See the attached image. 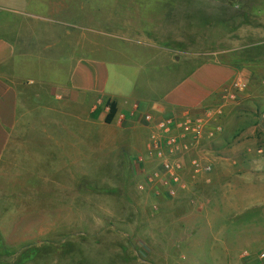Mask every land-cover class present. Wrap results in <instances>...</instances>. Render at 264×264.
<instances>
[{
    "label": "rangeland",
    "instance_id": "1",
    "mask_svg": "<svg viewBox=\"0 0 264 264\" xmlns=\"http://www.w3.org/2000/svg\"><path fill=\"white\" fill-rule=\"evenodd\" d=\"M185 1L174 4L171 15L167 16L169 11L154 0H86L87 26L78 29L87 37L88 50L82 54L105 61L110 88L123 86V94L128 96L133 93L136 79H140L141 86H152L150 91H145L151 94L153 85L162 90L203 63L229 62L233 56L251 55L246 50L259 48L255 45L264 40V0ZM192 4V10L197 8L211 23L200 26L189 18ZM119 31L128 33L125 34L128 38L144 40L150 49L141 50L138 45L124 43L122 35L117 37ZM165 42L170 46L164 47ZM141 58L149 60L148 66L138 71L140 65L132 64L141 63ZM252 68L260 75L254 81L258 94L253 102L241 98L233 105L256 108L260 110V118L264 113V66L253 64ZM144 112L141 107V115L133 124L142 134L140 128L147 124L142 119ZM236 122L231 119L230 127H226L231 130V136L238 132L237 127L232 128ZM126 123L115 121L104 125V138L119 136L118 152L115 146L104 144L101 155L98 151L97 156H88L82 164L86 166L87 178H72L66 171L56 178L50 173L46 176L49 169L46 166V170L36 173L40 175L37 178L6 180L7 187L5 180H0L5 194L0 209L7 210L0 212V223H14L17 216L20 220L22 216L33 215L40 234L50 231L29 246L45 252L32 264H264V205L243 212L232 223L226 220V238H222L223 227L207 226L209 216L205 212L197 209L182 216L180 207L174 206L170 198L139 191L138 185L145 178L135 160L146 149L130 138ZM32 135L35 140L48 139L43 131ZM231 143L234 149L227 151L226 156L241 148L236 145L239 143L236 136L226 145ZM249 143L252 151L248 153L261 155L258 150L264 149V138ZM229 148L232 147L226 149ZM26 185L35 188H31V196H23L30 198L25 202L19 195L10 194ZM45 188L50 192L44 193ZM16 199L22 201L20 206L29 208L20 212ZM182 220L198 225L192 242L174 241L183 236V229L178 227ZM26 249L22 247L19 251Z\"/></svg>",
    "mask_w": 264,
    "mask_h": 264
},
{
    "label": "crops",
    "instance_id": "2",
    "mask_svg": "<svg viewBox=\"0 0 264 264\" xmlns=\"http://www.w3.org/2000/svg\"><path fill=\"white\" fill-rule=\"evenodd\" d=\"M86 10V0H0V180H5L7 187L6 180L37 178L40 175L36 173L46 170V166L49 168L46 176L50 173L56 178L66 171L72 178H87L86 166H82L87 157L97 156L98 151L101 155L104 144L115 146L118 152L121 141L119 136L104 138V125H109L105 123L107 101L117 103L114 122L137 102L156 118L204 116L209 110L222 107L223 112L216 121L223 131L208 142L205 151L194 150L189 154L202 156L212 165V172L194 179L187 170L185 178L189 188L170 200L180 207L182 216L193 214L197 209L205 212L210 219L206 220L207 226H222V238H226V220L232 223L243 212L264 205V149L258 150L261 155L248 153L252 151L249 142L257 143L264 138V113L259 118L258 109L233 105L241 98L244 102H253L258 94L254 81L260 75L231 63L209 62L177 77L162 90L153 85L151 94L145 91H150L152 86H141L140 79H136L132 95L125 96L123 86L110 88L105 61L82 54L88 50L87 37L78 29L87 26ZM125 34L128 33L119 31L117 37L122 35L124 43L138 45L141 50L150 49L144 40L128 38ZM262 43L264 40L255 46L262 47ZM148 61L142 59L141 63L132 62V65H140L137 69L142 71ZM241 76L247 78L249 89L236 102L230 101L226 95L228 87ZM139 115L127 121L126 129L131 131L130 138L146 149L152 128L146 124L140 128L143 134L138 133L133 124ZM231 119L237 121L232 128H238L232 136L231 130L226 129ZM38 131L46 132L48 139H33L32 134ZM235 136L239 141L236 145L241 148L226 156L227 151L234 149L232 143H226ZM46 140L50 142L47 144ZM227 147L232 148L227 150ZM3 187L0 181L2 204ZM31 188L26 185L10 194L19 195L25 202L30 198L23 196H31L35 187ZM42 191L48 193L50 189ZM9 202L7 196L6 203ZM21 202L16 199L20 212L24 211L22 208H29L20 206ZM4 211L0 209L1 213ZM16 218L14 223H0V259L4 260L0 264L36 263L38 256L42 257L45 252L29 246L50 231L40 234L33 215ZM185 222L178 225L183 229V236L174 238L175 242L193 241L198 225ZM22 247L27 249L19 251ZM6 251L10 254L5 255ZM11 258L13 262L8 261Z\"/></svg>",
    "mask_w": 264,
    "mask_h": 264
},
{
    "label": "built area",
    "instance_id": "3",
    "mask_svg": "<svg viewBox=\"0 0 264 264\" xmlns=\"http://www.w3.org/2000/svg\"><path fill=\"white\" fill-rule=\"evenodd\" d=\"M248 87L249 82L244 76L234 79L228 87L227 98L236 102ZM104 108L109 112L108 105ZM222 112L223 108L218 107L209 110L204 116L186 114L182 118H156L152 112L142 113L144 122L151 126L152 131L145 154L135 160L145 178L138 185L139 191L176 198L189 188V182L185 178L187 170L194 179L210 174L213 170L210 163H206L200 155L189 154L194 150L205 151L208 142L223 131L221 124L216 121V117ZM139 113L141 107L137 102L130 110L119 114L117 121L125 124Z\"/></svg>",
    "mask_w": 264,
    "mask_h": 264
},
{
    "label": "trees",
    "instance_id": "4",
    "mask_svg": "<svg viewBox=\"0 0 264 264\" xmlns=\"http://www.w3.org/2000/svg\"><path fill=\"white\" fill-rule=\"evenodd\" d=\"M179 0H154V3H158V5L163 9H165L166 11L168 10L169 12L167 13V16L171 15L172 12V6L174 4H178ZM183 1V0H182ZM184 2L186 3L187 1L184 0ZM193 3V0L190 1V3ZM188 9V8H187ZM190 9H193V4L191 5ZM191 12H193L189 18L191 19H195L199 25H207L209 23H211V19H208V16H205L202 12L198 11L197 8L194 9V11L192 10ZM244 17H246V14H244ZM162 45L164 47L170 46L168 45V43H162ZM264 46H262V50L261 47H256L250 50H246L248 53H252L251 55H245L242 57H234L231 59V61L226 62V63H231L233 64L236 68H240V69H248L250 71L253 72V74H255V71L252 68V65H262V67L264 66ZM255 52V54H254ZM251 64V65H250ZM247 66V67H246ZM109 106V112L105 118V123L107 124H112L114 122V119L117 116V103L115 101H107L105 102L104 106Z\"/></svg>",
    "mask_w": 264,
    "mask_h": 264
}]
</instances>
